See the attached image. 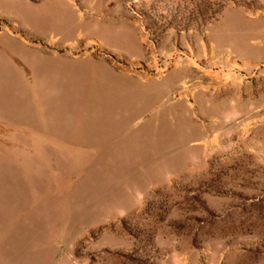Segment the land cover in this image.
<instances>
[{
  "label": "rangeland",
  "instance_id": "1",
  "mask_svg": "<svg viewBox=\"0 0 264 264\" xmlns=\"http://www.w3.org/2000/svg\"><path fill=\"white\" fill-rule=\"evenodd\" d=\"M0 264H264V0H0Z\"/></svg>",
  "mask_w": 264,
  "mask_h": 264
}]
</instances>
